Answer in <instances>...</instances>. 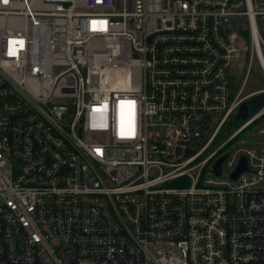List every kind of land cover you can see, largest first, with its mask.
I'll list each match as a JSON object with an SVG mask.
<instances>
[{"label": "built area", "instance_id": "obj_1", "mask_svg": "<svg viewBox=\"0 0 264 264\" xmlns=\"http://www.w3.org/2000/svg\"><path fill=\"white\" fill-rule=\"evenodd\" d=\"M241 52L264 0H0V264H264Z\"/></svg>", "mask_w": 264, "mask_h": 264}, {"label": "rangeland", "instance_id": "obj_2", "mask_svg": "<svg viewBox=\"0 0 264 264\" xmlns=\"http://www.w3.org/2000/svg\"><path fill=\"white\" fill-rule=\"evenodd\" d=\"M229 65L230 73L233 77V83L238 88V90L241 91V98L245 97L244 102L246 103H248L250 99L254 98L257 103V106L254 107L250 105L248 106V108H250L248 117L244 119L230 120V124H232L231 126L235 129L247 121L252 114L258 112L264 107V72L256 58H253L252 62L250 63L247 52H241L238 58H231ZM263 126L264 115L256 120L255 123L246 127L243 132L238 134L236 139L228 145V149L240 144H263L264 136L257 134V129L262 128Z\"/></svg>", "mask_w": 264, "mask_h": 264}, {"label": "water", "instance_id": "obj_3", "mask_svg": "<svg viewBox=\"0 0 264 264\" xmlns=\"http://www.w3.org/2000/svg\"><path fill=\"white\" fill-rule=\"evenodd\" d=\"M248 113H249V108H248V105L246 102H243L240 107H239V111L237 113V116L236 118L237 119H244L248 116ZM223 157L222 158H219V160L216 162V167L218 168L221 161H222ZM245 169V164L244 162H242L240 164V166L238 167L237 171L233 174V177H235L237 175V173H239L240 171H243ZM216 173L219 174L220 173V170H216Z\"/></svg>", "mask_w": 264, "mask_h": 264}, {"label": "trees", "instance_id": "obj_4", "mask_svg": "<svg viewBox=\"0 0 264 264\" xmlns=\"http://www.w3.org/2000/svg\"><path fill=\"white\" fill-rule=\"evenodd\" d=\"M248 104V106L250 105V106H252V107H254V106H257L256 104V101L254 100V98L253 99H250V101L247 103ZM250 109V108H249Z\"/></svg>", "mask_w": 264, "mask_h": 264}, {"label": "snow or ice", "instance_id": "obj_5", "mask_svg": "<svg viewBox=\"0 0 264 264\" xmlns=\"http://www.w3.org/2000/svg\"><path fill=\"white\" fill-rule=\"evenodd\" d=\"M7 2V0H5V3Z\"/></svg>", "mask_w": 264, "mask_h": 264}, {"label": "bare ground", "instance_id": "obj_6", "mask_svg": "<svg viewBox=\"0 0 264 264\" xmlns=\"http://www.w3.org/2000/svg\"><path fill=\"white\" fill-rule=\"evenodd\" d=\"M263 69H264V66H263Z\"/></svg>", "mask_w": 264, "mask_h": 264}]
</instances>
